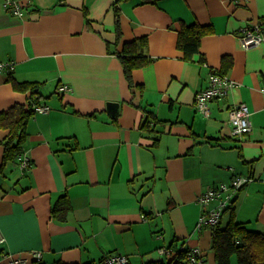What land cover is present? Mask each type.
Wrapping results in <instances>:
<instances>
[{"label": "crops", "instance_id": "crops-1", "mask_svg": "<svg viewBox=\"0 0 264 264\" xmlns=\"http://www.w3.org/2000/svg\"><path fill=\"white\" fill-rule=\"evenodd\" d=\"M3 1L0 62L13 68L0 70V111L26 102L8 77L39 83L40 104L50 109L27 124L31 167L21 175L11 162L0 173V264L6 254L19 264H85L112 254L146 264L169 258L160 249L181 246L216 264L212 228L197 222L217 202L198 197L235 175L251 180L233 192L220 226L232 216L264 233V35L249 49L237 39L246 24L264 30V0H119V46L145 36L152 59L133 71L138 87L111 51L117 0H21L22 17ZM193 22L211 31L184 58L177 31ZM224 56L234 85L201 113L195 94L212 69H223ZM241 102L250 130L232 135L229 108ZM6 133L0 128V166Z\"/></svg>", "mask_w": 264, "mask_h": 264}, {"label": "trees", "instance_id": "trees-1", "mask_svg": "<svg viewBox=\"0 0 264 264\" xmlns=\"http://www.w3.org/2000/svg\"><path fill=\"white\" fill-rule=\"evenodd\" d=\"M118 1L113 3L116 38L112 43L111 51L121 62L123 73L129 86L138 87L132 80V73L135 69L149 64L152 59L145 51L147 49V38L145 36L135 37L119 46L121 27ZM147 1L156 2V0H143V2ZM210 29V27L197 22L180 24V28L177 31V47L183 51L184 58H189L193 53L198 52L201 37L209 34ZM223 58V69L220 70V74H224L223 72H226L232 63L231 57L224 56ZM7 80L11 82L15 90L26 92L27 97L25 103H15L0 111V128L7 131L2 141L3 154L0 173H2L7 163H20V156L24 153L23 145L29 135L27 124L34 114L32 106L40 104V99L43 97L39 90V83L35 81H17L12 77H8ZM149 124V120L146 118L141 123V127H147ZM60 199H62V207L69 209L67 197L61 195ZM56 209L57 206L53 207L51 213L53 214ZM211 248L216 264H233L231 257H235L234 264H264V233L248 229L242 223L236 222L232 216L223 227L220 226V222L212 227ZM171 251L169 258L166 260L146 264H183L187 258L189 248L173 247ZM101 260L85 264H100ZM30 264L42 263L30 261ZM55 264L79 263L57 262Z\"/></svg>", "mask_w": 264, "mask_h": 264}, {"label": "built area", "instance_id": "built-area-1", "mask_svg": "<svg viewBox=\"0 0 264 264\" xmlns=\"http://www.w3.org/2000/svg\"><path fill=\"white\" fill-rule=\"evenodd\" d=\"M243 0H233L234 3H241ZM3 8L13 15L22 17L24 15L23 7L21 0H4ZM264 30L260 22H254L252 25H244L239 30V35L237 37L241 47L243 49H249L259 45L263 41ZM13 68L12 62H0V70L7 69L10 70ZM234 85V81L229 79L226 75L220 74L215 69H212L209 75L207 76V82L205 87L197 91L194 99V106L197 111L201 113H208L209 111V102L225 97L228 94V91ZM58 89L60 91H67L69 87L67 85H59ZM34 113L36 112H47L50 107L47 104H35L32 106ZM250 112L248 107L244 103H238L229 108L228 112V123L231 127L232 135H243L250 130ZM21 170V175L24 174L30 167L31 161L29 157L23 153L20 156V163L18 164ZM251 177L249 175H235L229 185H217L210 186L205 191H203L199 197L198 201L203 205H206L210 201H216L217 206L203 212L197 222V227L216 226L222 215V210L228 204V201L231 199V196L234 191L239 190L246 182H249ZM4 240L3 237H0V242ZM184 246L178 247L183 248ZM161 254H171L169 249H160ZM37 257H40L41 254L37 253ZM4 258L7 260L6 264H19L23 262V259L15 257L11 254L4 255ZM100 264H128V259L122 255H107L102 258ZM145 264V263H143ZM183 264H204L203 255L201 250L198 247L189 248L187 258Z\"/></svg>", "mask_w": 264, "mask_h": 264}, {"label": "water", "instance_id": "water-1", "mask_svg": "<svg viewBox=\"0 0 264 264\" xmlns=\"http://www.w3.org/2000/svg\"><path fill=\"white\" fill-rule=\"evenodd\" d=\"M110 112H112V111H110Z\"/></svg>", "mask_w": 264, "mask_h": 264}]
</instances>
